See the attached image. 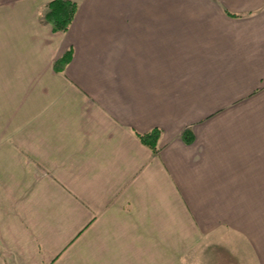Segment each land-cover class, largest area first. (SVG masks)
Listing matches in <instances>:
<instances>
[{
  "label": "crops",
  "instance_id": "crops-1",
  "mask_svg": "<svg viewBox=\"0 0 264 264\" xmlns=\"http://www.w3.org/2000/svg\"><path fill=\"white\" fill-rule=\"evenodd\" d=\"M52 1L0 0V264H264V0Z\"/></svg>",
  "mask_w": 264,
  "mask_h": 264
},
{
  "label": "trees",
  "instance_id": "trees-1",
  "mask_svg": "<svg viewBox=\"0 0 264 264\" xmlns=\"http://www.w3.org/2000/svg\"><path fill=\"white\" fill-rule=\"evenodd\" d=\"M77 4L69 0H54L48 5V11L45 15V21L50 24L54 32H66L69 30L77 13ZM70 57H65L58 64L65 67ZM189 133L186 134V136ZM161 131L155 130L152 133L139 135L140 140L149 146L155 153L158 152V141ZM186 140L192 142L191 135Z\"/></svg>",
  "mask_w": 264,
  "mask_h": 264
}]
</instances>
